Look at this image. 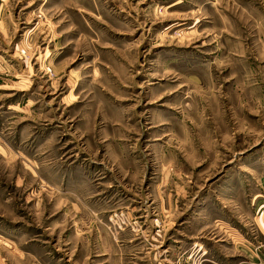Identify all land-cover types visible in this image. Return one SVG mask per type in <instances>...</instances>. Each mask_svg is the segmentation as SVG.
Returning a JSON list of instances; mask_svg holds the SVG:
<instances>
[{"label": "rangeland", "instance_id": "374dc122", "mask_svg": "<svg viewBox=\"0 0 264 264\" xmlns=\"http://www.w3.org/2000/svg\"><path fill=\"white\" fill-rule=\"evenodd\" d=\"M0 264H264V0H0Z\"/></svg>", "mask_w": 264, "mask_h": 264}]
</instances>
